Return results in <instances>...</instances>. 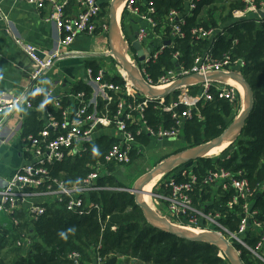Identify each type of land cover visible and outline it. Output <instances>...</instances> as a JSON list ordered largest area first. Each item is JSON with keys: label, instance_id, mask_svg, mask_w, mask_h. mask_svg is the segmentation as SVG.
<instances>
[{"label": "built area", "instance_id": "2783aa9c", "mask_svg": "<svg viewBox=\"0 0 264 264\" xmlns=\"http://www.w3.org/2000/svg\"><path fill=\"white\" fill-rule=\"evenodd\" d=\"M26 2L38 9L44 7L47 1L53 4V10L48 20L54 21L62 32V43L71 45L76 37L83 32L93 33L96 30V19L101 11V5L97 0H74L82 8L77 16H67L66 4L70 0H15ZM200 0H190L187 10L171 9L165 15V25L169 27V35H156L154 31L157 26L155 19L156 8L152 1L148 0H126L130 11L138 14L143 25L140 26L133 41L125 38L114 37V47H120L127 61L134 66L143 80L151 87L165 89L175 83L178 79L198 73L207 76L214 72L242 73L245 65L243 58L232 57L225 53L221 57L213 52L215 43L220 36L226 34V27L195 26L191 34L196 39H207L208 47L198 55L193 64L186 68L178 65L166 69L157 79H153L148 71V66L156 62L164 50L170 46L176 36H184L182 25L186 22V16L190 15L197 7ZM243 4L240 8L232 11L233 19H241L249 13H255L259 18L264 12V0H237ZM144 7V8H143ZM3 19V17H2ZM109 31V28H107ZM121 36V35H120ZM138 41L145 51V58L140 60L132 43ZM236 42V40H235ZM15 44L23 50L34 62L31 79L43 99L39 103L47 110L48 122L38 130V133H28L23 137L27 161L10 177L7 185L0 189V221L4 212H13L20 203L29 204V212L36 220L47 212L46 203L63 202L68 210L78 214L90 212L94 208H100L98 204L88 201L87 195L92 191L108 188L99 183L98 179L106 171L102 163H97L94 170L84 177L80 183L69 185L63 178L51 174L47 165L62 161L67 157L81 156L90 147L87 142L101 126H112L115 130L116 142L113 143L107 154L105 162L123 164L130 161L132 153L138 148L137 136L147 134L150 137L175 138L182 133L185 122L194 115L202 118L199 105L212 100L215 96L229 101L244 98L243 91L233 83L235 79L205 80L192 84L180 86L177 91L167 97L154 98L142 92L134 85L133 80L123 68L121 61L117 59V70L120 81L107 80L102 68L93 72L88 68L89 76L97 81L110 97H115V107L106 115H96L89 111V103L84 91L72 93L71 97L75 104L67 106L61 104V99H55L53 105L59 112L57 118L50 111V92L45 91L37 81L52 67L58 54L41 55L39 48L21 38L15 39ZM179 53L174 54V60H178ZM238 82V81H237ZM240 83V82H239ZM241 84V83H240ZM193 88H197L196 91ZM23 101L17 97L12 101L0 103V113H9L16 104ZM155 107L170 114L173 124L169 127L163 125L153 127L145 116V108L150 103ZM29 107L33 106L30 99L26 101ZM212 157V156H211ZM196 163L182 164L174 170L162 174L157 180L154 208L156 211L175 225L194 231L212 232L225 237L230 243L239 244L250 250L260 264H264V220L260 219L258 210L251 209L250 200L254 196L256 188H252L248 178L242 171L232 170L217 166L208 168L205 173L199 174L195 170ZM155 183V184H156ZM211 186L213 191L224 193L233 191L229 200L232 206L243 201V216L240 220L238 230L230 232L223 223L220 212L205 211L195 204L194 193L200 186ZM122 189V188H121ZM38 200L41 202L37 203ZM253 230L257 241L250 245L247 233ZM18 245L31 247L33 239L28 237L18 240ZM236 247V246H235ZM241 254V250L236 247ZM223 256V255H222ZM72 257L78 263L79 253L73 252ZM97 261L102 264V258L97 256Z\"/></svg>", "mask_w": 264, "mask_h": 264}, {"label": "trees", "instance_id": "16d2710c", "mask_svg": "<svg viewBox=\"0 0 264 264\" xmlns=\"http://www.w3.org/2000/svg\"><path fill=\"white\" fill-rule=\"evenodd\" d=\"M148 1H152L156 8V20L157 17H164L165 22V15L171 9L184 10L181 0ZM242 6L237 0L198 1L197 7L186 16V22L182 25L184 36H176L159 59L149 64L148 71L153 79H157L166 69L178 65L190 67L209 45L207 39L193 37L191 29L200 25L226 27V34L219 37L213 52L216 56L228 53L245 60L242 73L252 86L255 105L234 143L231 145V142L221 151L224 155L195 160V170L203 174L208 168L223 166L233 172L242 171L252 188H256L250 200L251 209L258 210L260 219L264 220V17L259 18L255 13H249L244 18L233 19L232 11ZM165 31V35H169L168 26ZM177 52L179 57L176 61L173 58ZM90 67L95 74L100 68L93 62ZM114 81L120 79L116 78ZM79 91H84L87 99L92 88L86 83H77L73 93ZM42 99V94L30 97L35 106ZM60 99L63 106L75 104V101L72 102L66 96ZM238 102L239 99L229 101L215 96L212 100L201 103L199 111L202 118L194 115L187 120L181 135H184L191 146L218 137L227 128ZM50 111L57 118L60 116L57 109L51 108ZM145 116L153 127H169L173 124L170 114L155 107L153 102L145 108ZM32 133H38V130L34 129ZM136 139L138 144L151 143L147 134L138 135ZM115 142V139L104 140L99 149H89L81 156L67 157L47 165L52 175L63 178L67 184L72 185L80 183L98 162L105 164L108 171L98 181L108 188L92 191L86 198L100 208L78 214L68 210L63 202L46 203V215L35 223L31 247L18 245V240L23 239L19 232L4 229L5 234L13 236L16 249L3 251L6 237L0 230V264H99L97 256L102 258V264H230L217 245L180 238L148 220L142 208L137 205L134 194L126 190L127 184L115 175L116 163L105 162V155ZM135 151L136 149L131 152L132 155ZM232 193L233 191L218 193L211 186L203 185L196 189L194 200L198 208L220 212L221 220L228 230L236 232L244 212L243 201L230 206ZM246 237L252 246L257 241L251 229ZM235 246L241 250V258L245 264H260L250 250L239 244ZM73 252L79 253L78 263L70 257Z\"/></svg>", "mask_w": 264, "mask_h": 264}, {"label": "crops", "instance_id": "0c3cea01", "mask_svg": "<svg viewBox=\"0 0 264 264\" xmlns=\"http://www.w3.org/2000/svg\"><path fill=\"white\" fill-rule=\"evenodd\" d=\"M97 1L101 5V11L96 19L95 32L80 33L71 45H64L62 32L54 21L47 19L53 10L51 1H47L43 8L38 9L22 1L0 0V103L12 101L17 97L23 98V101L16 104L9 113H0V189L7 185L10 177L27 161L23 137L34 132V129L36 131L42 129L49 120L47 110L39 104L32 107L26 104L30 97L41 95V93L37 91L36 85L31 79L34 62L15 44L16 38L35 44L43 56L60 55L57 56L52 67L37 81V84L45 91L49 90L50 92V109H55L53 105L55 99L66 96L73 100L71 94L77 83H86L91 86L92 92L87 97V101L94 114L106 115L115 107V97H110L112 95L104 91L100 84L88 74L90 63L93 62L105 71L107 80L121 78L117 70V59L112 55L109 31H107L112 21L113 0ZM181 1L186 11L190 0ZM81 10L80 4L74 0H70L65 7V13L70 17L77 16ZM157 18V26L154 31L156 35H165L164 17ZM114 20L119 35L128 41L134 40L140 26L144 24L138 14L129 10L126 0L116 7ZM116 38L118 37L116 36ZM115 49L117 52L123 53L119 46ZM118 59L120 60L119 57ZM193 90L196 91L197 88H193ZM35 112H38L37 116ZM111 139L116 140L113 125L101 126L87 144L90 149H99L104 140ZM150 139L151 143L153 140L160 143L170 138L150 137ZM144 145L138 144L140 148ZM164 155L159 157L153 167L169 157V155ZM116 165L117 167L123 166L125 163ZM105 168V172H107V167L103 164L102 169ZM39 202L41 200L37 201V203ZM29 207L28 203H20L11 212L12 216L18 218L15 227L8 222L9 213L4 212L0 222L3 229L23 232L25 228L18 224L21 219L25 220L26 218L29 225L27 226L28 233L25 230L21 236L23 239L28 237L34 239V226L39 219L36 220L30 214Z\"/></svg>", "mask_w": 264, "mask_h": 264}, {"label": "water", "instance_id": "95a60500", "mask_svg": "<svg viewBox=\"0 0 264 264\" xmlns=\"http://www.w3.org/2000/svg\"><path fill=\"white\" fill-rule=\"evenodd\" d=\"M123 1L125 0H113L112 2V9H111L112 21L111 24L109 25L110 48L112 52L120 58L123 68L127 71L128 75L133 80L134 85L138 87L142 92L149 94L154 98L168 97L171 93L177 91V89L180 86L185 84L203 82L207 79L208 80L235 79L236 81L240 82L243 87V94L245 101V107L241 115L237 119H235L231 124H229L227 128L218 137L206 143L195 146L192 149H189L180 154L171 155L165 158L160 163L155 165L152 169H150L148 172L143 174L136 181L135 184L128 186L126 190L131 191L134 194L137 205H139L142 208L148 220L155 226H158L164 229L165 231L175 234L176 236L183 239L215 244L227 256L230 264H245L241 258V254L237 251L234 244L230 243L225 237L212 232H194L179 227L174 223L170 222L164 216L160 215L151 206L146 204L143 201L142 196L144 194H148L151 196H154L156 194V191L153 189L151 191H146L145 186L148 183H150L152 180H154L157 176L170 172L182 164H186L207 157V155L210 153L212 149L223 144L231 136L240 134L244 125L246 124L247 119L250 117L254 109L255 95L252 86L243 74L234 73V72H230V73L214 72L207 76L198 73H193L184 76L165 89H156L151 87L148 83H146L143 80L138 70L127 61L125 55L123 53H119L116 51L112 43L114 37L118 36L119 38H121V36L119 35V31L117 30V26L115 25L114 11L116 7ZM261 15H264V12H262ZM132 47L134 50H136L139 59L143 60L146 54L141 44L138 41H134L132 43Z\"/></svg>", "mask_w": 264, "mask_h": 264}, {"label": "rangeland", "instance_id": "374dc122", "mask_svg": "<svg viewBox=\"0 0 264 264\" xmlns=\"http://www.w3.org/2000/svg\"><path fill=\"white\" fill-rule=\"evenodd\" d=\"M244 107H245V101H244V98L243 99L241 98V99H239V102H238L235 110L233 111L231 118L229 119V124H231L235 119H237L241 115ZM238 135H233L228 140H226L224 142L225 148L227 146H229V144L231 142H232L231 143V145H232L234 143V141L236 140V137ZM196 146H198V145H196ZM193 147H195V146H191L189 143L186 142L184 135H179L175 138H170V139L165 140V142H160V143H158L157 140H153V142L150 145H144L141 148H140V146H138L136 151L133 153L130 161L125 163V165H123V166H118L114 173L117 177H119V179L121 181H123V183L127 184V186H131V185L135 184L136 181L143 174H145L146 172H148L150 169L153 168V165L156 164L159 157L161 158L162 154H163V156H165L164 154L169 155V156L177 155V154L185 152L189 149H192ZM220 153L216 154L219 156L210 155V157L211 156L212 157H222L224 155V153L223 154L222 153L220 154ZM207 157H209V155H207ZM158 177L159 176L156 177L157 180H158ZM156 187H157V183L153 187V190L156 191ZM153 202H154V198L152 197V204H154ZM7 212L9 213L8 214L9 224L14 225V227H15L17 225L16 223L18 221L17 216L16 217L12 216L11 211L7 210ZM0 225H1L0 230L4 234V236L6 237L4 240L5 248L3 249V251H5L6 249H14V248L16 249L15 245L13 244V239H14L13 236L11 234H9V236L7 234H5V230L3 229V225L2 224H0ZM18 226L25 228V229H23V232H20V234L24 233L25 230L28 233L29 228L27 226H29V225H28V221L26 220V218H25V220L21 219V222H19ZM121 259H124V258H121Z\"/></svg>", "mask_w": 264, "mask_h": 264}, {"label": "bare ground", "instance_id": "6f19581e", "mask_svg": "<svg viewBox=\"0 0 264 264\" xmlns=\"http://www.w3.org/2000/svg\"><path fill=\"white\" fill-rule=\"evenodd\" d=\"M121 7V6H120ZM119 10H120V8H119ZM119 10H118V13H119ZM233 83H235L237 86H238V88L240 89V90H242L243 91V87H242V85L239 83V82H237V81H234ZM225 148V144L223 143V144H221L220 146H218V147H215L214 149H212L211 151H210V153L208 154L209 156L210 155H216V154H218V153H220L221 151H223V149ZM159 178V177H158ZM157 180V178H155L153 181H151L150 183H148L146 186H145V190L146 191H151L152 189H153V187L155 186V183L157 182L156 181ZM142 199H143V201L146 203V204H148L149 206H151L152 208H153V204H152V196L151 195H148V194H144L143 196H142ZM154 209V208H153Z\"/></svg>", "mask_w": 264, "mask_h": 264}, {"label": "clouds", "instance_id": "9594fccd", "mask_svg": "<svg viewBox=\"0 0 264 264\" xmlns=\"http://www.w3.org/2000/svg\"><path fill=\"white\" fill-rule=\"evenodd\" d=\"M61 235H63V233H61Z\"/></svg>", "mask_w": 264, "mask_h": 264}]
</instances>
